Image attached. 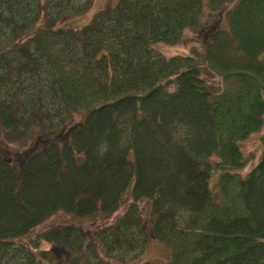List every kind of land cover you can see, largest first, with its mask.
<instances>
[{"label": "trees", "instance_id": "1", "mask_svg": "<svg viewBox=\"0 0 264 264\" xmlns=\"http://www.w3.org/2000/svg\"><path fill=\"white\" fill-rule=\"evenodd\" d=\"M93 2L0 0V135L31 144L0 150V264H152L151 238L162 264H264V150L240 173L264 124V0H116L60 24ZM205 8L227 27H209L203 54L157 51ZM129 194L109 225L22 240L61 210L108 217Z\"/></svg>", "mask_w": 264, "mask_h": 264}, {"label": "rangeland", "instance_id": "2", "mask_svg": "<svg viewBox=\"0 0 264 264\" xmlns=\"http://www.w3.org/2000/svg\"><path fill=\"white\" fill-rule=\"evenodd\" d=\"M116 0H94L92 7L83 15H75L72 18L61 21L60 24L64 26L73 25V26H83L86 24L93 13L102 7H105L107 3H112ZM204 1V0H203ZM201 26L199 30L186 29L182 34V40L176 44H167V43H157L155 44V48L158 52L166 57L172 56H184L192 54V52H197L203 54L204 44L206 40L210 37L209 27L221 26L227 27V22L224 18V12L222 10L211 11L208 8L204 9L203 15L201 16ZM201 74L204 78L209 82H217L219 81V77L213 74L209 69L205 66L202 67ZM264 97V95H263ZM30 143L23 142L18 143L17 145H13L10 143H6L2 140L0 135V150L2 152L8 151L13 153H19V155L23 154L28 147H30ZM241 149L244 155L247 157L248 161L246 166L240 170L242 175H245L255 164L259 161L261 157V153L264 150V124L263 126L256 132L250 134L246 139L241 142ZM12 153V154H13ZM14 155V154H13ZM211 180L209 181L210 188L214 191L215 187H213V183L217 180V174L214 173L211 175ZM131 195L125 198V202L118 208V210L112 213L110 216L102 217L98 215L97 217H80L74 218L67 212L61 210L55 212L54 214L47 217L40 225L33 228L31 232H29L26 236L22 237L23 241H30L35 233L44 230L52 225H57L58 223L64 222H81L82 227L85 230L92 229V225H109L113 220H115L124 210L126 204L130 201ZM148 200L146 198H142L140 201V206L145 210L147 208ZM50 244L42 243L40 248L48 249ZM169 258V250L168 248L158 240H154L151 238L147 241L144 250L142 251V255L139 258L141 261L151 262L152 264H162Z\"/></svg>", "mask_w": 264, "mask_h": 264}]
</instances>
